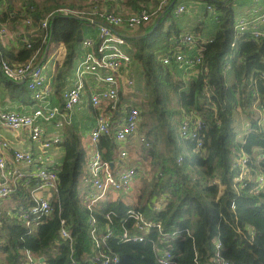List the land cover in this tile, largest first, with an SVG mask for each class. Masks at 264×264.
<instances>
[{
	"label": "trees",
	"instance_id": "trees-1",
	"mask_svg": "<svg viewBox=\"0 0 264 264\" xmlns=\"http://www.w3.org/2000/svg\"><path fill=\"white\" fill-rule=\"evenodd\" d=\"M87 1L81 6L71 0H24L14 8L11 0H0V27L12 26L22 18L24 23L31 21L30 25L25 23L27 29L33 28L36 33L28 37V45L23 40L18 49H4L0 45V58L10 65L37 64L48 46H63L65 54L56 60L55 79H58L62 76L61 70L70 66L78 55L82 39L99 41L97 34H86L83 25L89 22L85 18H99L92 11L94 5L98 12L102 7L98 1L97 4ZM204 1L216 14V31L202 48L196 78L184 82L175 78L173 64L162 63V58L173 51L170 36L178 39L181 33L173 15L170 16L171 2L157 23L140 24V30L145 32L143 36L137 38L132 34L125 38L122 46V50L131 54L136 66L142 68L140 77L144 83L141 89L150 107L148 116L157 117L162 127L166 121L164 140L170 146L166 151L156 152V142L152 145L149 142L147 153L154 171L145 179L148 182L141 188L133 208L146 220L159 222L164 232L181 230L170 246L173 264H218V259L227 264H264V123L245 113L248 122L239 141L235 142L240 130L235 128L233 121L235 109L246 104L247 99L255 98V93L264 98L261 77L264 37L250 38L248 33L237 35L233 29L235 0ZM158 2L102 0V5L107 8L122 5L133 12L144 9L151 12ZM59 8H67L83 17L56 14ZM166 15L170 16L171 25L164 30L162 23ZM45 18L48 21L43 28L40 22ZM1 29L6 33L4 27ZM5 84L18 96L26 95L24 86L17 89L13 84ZM175 106L178 108L174 109ZM258 107L264 109L261 104ZM174 115H180V120L183 115H189L190 120L201 122L199 148L193 138L182 137L178 132L174 134L180 126L174 119L170 122ZM189 127L192 128L191 121ZM159 136L155 131L153 140ZM80 138L71 128L65 127L61 143L63 159L55 170L57 190L52 193V209L31 233L7 213L9 208L30 205V189L20 186L3 201L0 233L6 239L2 248L7 256L6 264H23L27 261L25 251L43 258L47 264H86L91 253L90 213L77 193V180L85 156ZM116 148L118 145L111 136L99 138L97 149L103 159L113 160ZM242 155H246V159L238 161ZM161 198L164 199L158 208H153ZM129 208L118 199L93 212L99 231H113L108 245L119 255L118 264H158L152 248L153 241L159 237L154 228L142 242L120 240V232L135 223L133 218H127ZM61 228L70 234V242L61 237ZM218 242L220 252L219 257H215Z\"/></svg>",
	"mask_w": 264,
	"mask_h": 264
},
{
	"label": "built area",
	"instance_id": "built-area-1",
	"mask_svg": "<svg viewBox=\"0 0 264 264\" xmlns=\"http://www.w3.org/2000/svg\"><path fill=\"white\" fill-rule=\"evenodd\" d=\"M113 2L117 0H112ZM170 0H159L157 6L148 12L145 9L141 12H133L127 16L118 15L115 8H107L103 6L98 8L94 5L92 11L98 15V19L85 18L97 27L99 38L98 43H94L90 38H84L80 41V45L85 49L75 69L76 82L72 84L63 93V106L61 108L52 107L45 108L42 102L49 93V86L42 75V66L38 63L26 62L19 65H10L0 58V71L2 77L7 81L18 83L27 79L26 87L31 93V100L35 103V108L29 114L16 113L8 111H0V210L2 203L8 199L12 193H15L20 186H24L31 191L30 205L27 207L18 206L13 209L9 208L7 213L18 222L27 227V232L31 233L35 226H38L43 217L48 216L51 212L52 193L57 190V174L56 166L49 167L45 158L41 155H34L30 151L13 150L12 159L9 160L5 152L9 148L8 142L3 138L2 131H19L27 130L32 141H38L42 137V130L39 122L55 121L56 126L59 125L65 115H69L79 107L84 90L83 80L88 78L93 90L89 96V105L97 108L94 126L89 135V142L94 146V153L85 162V171L81 174L84 183L92 187L91 192L84 197L86 200L85 207L89 211L88 218L89 234L91 239V253L89 254L86 264H118L119 255L113 252L108 245V240L113 233L112 230L104 232L99 231L93 212L101 206L103 198L109 191H118L121 193L128 192L132 189L133 182L138 175L132 166L119 165L113 167V161H107L102 158L101 153L97 149V143L101 136H111L118 145L120 159L127 157V149L124 143L127 140L134 139L137 133L140 111L135 106H125L122 118L117 122H111L105 112L108 108L114 109L118 97L119 81L117 76L125 64L129 60V56L122 51L125 44L124 32H118L117 29L133 30L141 23L149 22L152 16L158 18ZM253 10L249 16H241L238 20H234L233 29L237 35L248 33L250 38L264 37V29L260 24L264 23V3L259 4L258 0H251ZM184 5H178L175 8V14H181L185 11ZM207 10L214 12L211 5H207ZM56 14L68 15L74 17L79 16L75 11L67 8H59ZM216 15V14H215ZM48 19L41 20L40 26L45 28ZM27 25L31 24L30 20H26ZM0 33H5L1 29ZM123 33V34H122ZM182 41L185 44H191L193 38L190 34H184ZM208 39L205 42H210ZM26 42V40H24ZM28 45V42H26ZM233 45V44H232ZM183 64L186 66L198 65L201 62V54L194 59L184 56L181 53L166 54L162 58L164 65L171 62ZM264 79V72L261 74ZM132 81L127 84L132 86ZM255 98L258 96L254 94ZM257 121L264 123V116H258ZM191 121L192 128L189 127ZM259 123L257 125H259ZM201 122L198 119L187 120L179 126V134L182 137L193 138L196 148L202 144L198 138V130ZM138 140L148 146L149 142L143 136ZM60 142L59 136L50 137L43 142L44 148H49L52 143ZM177 161H180L178 157ZM156 202L153 208H158L161 204ZM127 218H133L135 223L129 229L124 228L120 232V240L123 242H142L149 234L150 229L154 228L158 233V239L153 241L152 248L158 264H173V253L170 250L171 243L177 239L181 230L164 232L161 230L159 222L145 219L143 214L131 207L127 211ZM3 221L0 217V231ZM61 237L70 242V234L64 229L60 230ZM1 234V233H0ZM189 235V234H188ZM2 238L0 235V245ZM220 243L216 244L217 251L215 257H219L218 250ZM23 264H47L41 261V258L34 256L29 251H25ZM218 264H227L222 259H218Z\"/></svg>",
	"mask_w": 264,
	"mask_h": 264
},
{
	"label": "crops",
	"instance_id": "crops-1",
	"mask_svg": "<svg viewBox=\"0 0 264 264\" xmlns=\"http://www.w3.org/2000/svg\"><path fill=\"white\" fill-rule=\"evenodd\" d=\"M222 1H226V0H222ZM235 1H236L235 2L236 7L238 8L239 11L243 9H247V13L241 16H249L251 14L253 7H254L251 0H235ZM169 2H172V0H170ZM258 3L259 4L264 3V0H258ZM206 4L207 3L205 1L203 3L201 0H192L191 10H188V8L183 3H180L178 5H184L186 8L185 9L186 12L179 14V16L175 14V10H174L173 17L174 15L177 17H180L181 15H186V19L188 20L186 23L182 24L183 27L185 26V28L183 32L180 33L179 35L180 37L178 39H176V36L174 35L170 36V40H172L171 45H173L171 49L173 50L174 53H181L184 56L194 59L197 56H200L202 48L204 44L206 43L205 41L213 37V36L204 37L206 27L204 25L203 18L200 15V12L202 11V9L204 10L203 12L204 16L208 15L214 20L213 21L211 19L213 22H216L215 13L207 10ZM173 5H170V6H173ZM115 8H118V5H115ZM165 10L166 8L164 9V11ZM164 11L162 12V14L164 13ZM161 15L159 16V18L161 17ZM152 18H151L152 20H150L146 26L153 25L157 23V21L159 20V18H155V17H152ZM1 27H4L6 29V33L4 35L0 34V45L4 49H18L19 45L23 43V40H27L28 37L36 36V33L33 32L34 29L33 28L27 29V26L23 21L17 22L16 24H13L12 26L7 25V27L6 26H1ZM260 27L261 29H264V23L260 24ZM118 28H119L117 29L118 32H121V31L125 32L123 29H120V27ZM177 28L180 31L182 30L180 29L181 27H179V25L177 26ZM144 33L145 32L143 33L139 32V34H137V36H134V37L140 38L141 36L144 35ZM187 33L190 34L193 38V42L191 44H185L182 41V36ZM129 35L126 34V32L124 33L125 38L129 37ZM48 48L45 49V52L42 58L38 61L39 65H42L44 61L48 58L49 52L47 51L48 50L50 51L51 46L49 49ZM57 48H58V53L56 57H51V60H53V64H52L53 69L51 68L52 69L51 78L45 79L46 83L49 86V93L47 94L46 98L42 102H40L45 108H52V107L61 108L63 106V93L72 84L76 82L75 74L73 77H71L67 75V72L72 68V64L75 60H77V63H78L82 54L85 51V49L82 48L79 43V48H78V53H77L78 55L74 58L70 66L61 70L62 76L59 77L58 79H55V74L57 71L56 60L59 57L61 59L65 54V48L63 46H59ZM122 51L126 55L129 56V60L125 64L126 68L122 69L119 72V75L117 76L119 85H118V97L116 101V106L114 109L108 108V110L105 112L106 116L110 119L111 122L119 121L124 114L123 112H124L125 106L128 104H131L134 101L133 93L134 91H137V90L133 87V84L134 86H136V88L139 85H141V77H140L141 71L137 70L136 76L134 74L132 75L131 64H132V61L134 62L133 57L131 56L130 53H129L130 55L126 53L125 50H122ZM171 64H173V66L176 68L175 69L176 74L180 75L179 76L180 79H182L184 82H187L186 80L190 81L196 78V76L199 73L197 64L186 66L183 64L174 63V61H172ZM129 80L133 82L132 86L127 84ZM5 82L15 85L17 89L19 88V86H24L27 94L23 96H18L17 94L13 93V91H11V89L5 84ZM26 82H27V79L21 82H18V83L10 82V81H7L6 79L4 80L2 77L1 71H0V99L5 98L4 99L5 101L12 103L10 107L3 108L4 110L8 112L29 114L32 111V109L35 108L34 106L35 103L31 100L32 98L31 93L26 87ZM83 84H84V90H83L82 99L80 101L79 107L76 108L69 115H65V117L62 118L58 126H56V122L54 120L47 121V122L40 121L39 125L42 130V137L38 141H32L28 135L27 130L2 131L3 138L9 144V148L6 151H4L6 157L9 160H11L13 150L30 151L34 155L41 154L45 158V161L49 167L59 166L61 163L60 159H63V149H62L61 143L65 136L66 126L71 128L72 131L80 135L81 145L84 149V152H86V150H88L87 145L89 143V135H90V131L92 127L94 126L93 124L95 121L97 108L96 109L92 108L88 102L89 96L93 90L91 81L88 78H85L83 80ZM16 91L17 90H14V92ZM87 110H89L92 113V117L90 121L86 117V115H84V112ZM54 136H59L60 142L52 143L49 148H44L42 145L43 142L47 140L48 138L54 137ZM116 151H117V148H116ZM112 159H113L112 160L113 167L115 168H117L119 165L127 166V164H122V159H120L116 153ZM85 162L86 161H85V156H84V164ZM84 164H83L81 174L85 171ZM81 174L79 175V177L81 176ZM90 188L92 189V187L88 185L85 194L90 190ZM134 192H135V189L132 186V189L126 193L127 194L126 196H124L123 198L114 197L110 201L119 199L123 201L125 204H127L130 208L135 207L137 201H136V195L134 194ZM77 193H78V199L80 201L83 200V203L86 202V200L84 199L85 194L83 196L80 195L78 186H77ZM110 201L103 202L101 206H103L105 203L110 202ZM101 206H98V209ZM41 259L44 263H46L43 258Z\"/></svg>",
	"mask_w": 264,
	"mask_h": 264
},
{
	"label": "rangeland",
	"instance_id": "rangeland-1",
	"mask_svg": "<svg viewBox=\"0 0 264 264\" xmlns=\"http://www.w3.org/2000/svg\"><path fill=\"white\" fill-rule=\"evenodd\" d=\"M23 1L24 0H11L12 5H13L14 8H18L19 5L21 4V2H23ZM35 1L38 2L40 0H35ZM71 1L72 2L75 1V2H77L76 4H79L81 6L85 2V0H71ZM90 1H94L96 4H97V1H98V2H100V4H98V5L103 7L102 0H88L86 3L90 2ZM201 1L204 3V0H201ZM180 3H183L188 8V10H191L192 0H176L174 5L170 9V16L173 15L176 6L178 4H180ZM112 8H115V6L113 5ZM115 11H117L116 13L118 15H121V16H127V15L133 13V12H131V9H129V8L125 7V6H122V5H118V8H115ZM184 12H186V11H184ZM203 12H204V10L202 9V11L200 12V15L203 18V22H204V25L206 27L204 37H212L214 35L215 31H216V23L213 22L214 20L211 17H209L208 15L204 16ZM245 13H247V9H243V10L239 11L238 8L235 6V8H234V19H235V21L238 20L241 17V15H243ZM170 16L166 15V17L163 19L162 27H163L164 30L169 28L170 25H171ZM177 16H179V14ZM177 16L174 15L175 26L179 25V27H181L180 29H182L181 32H183L185 26L183 27L182 24L186 23L188 20L186 19V15H181L180 17H177ZM21 21H23L22 18H21ZM83 30L85 31L86 34H89L91 36H94L95 34L98 33L97 27L94 24L90 23V22H87L86 24L83 25ZM139 32L143 33L142 30H140V25L137 26L133 30H127L126 34H128V35L129 34L130 35L134 34L135 36H137V34H139ZM57 53H58V48L51 46L48 58L41 65L42 66V75L45 77V79H50L51 78V70L53 69L52 68L53 60H51V57H56ZM76 66H77V60H75L73 62L72 68L67 72V75L73 77L74 74H75ZM131 67H132L131 68L132 69V75L134 74L136 76L137 70L142 72L141 66H139V65L136 66V64L133 61H132ZM174 75H175V78H180L179 77L180 75L175 74V73H174ZM186 81H188V80H186ZM143 83H144V80L141 78V85H139L136 88V86H134V84H133V87L137 91H134V93H133L134 94V103H131L129 106H135L138 109L140 107L141 109L143 108V110L139 109L140 118H139V124H138L137 133L133 136L134 139L127 140L124 143V145H125V147L127 149V157L126 158H122V164H127L128 166H132L137 171L138 175L135 176L136 180L133 182V188L135 189L134 194L136 195V197L140 194V192L142 190L141 188L144 186V184H146V182H148L145 179L149 178L152 175L153 171H154L152 166H151L152 165L151 156L148 155V153H147L148 147L150 145H152L153 142H156L155 145H154V148H155L156 152L166 151L170 147L166 143V140H164V137L166 135L165 131L167 129V126H166V123H165L166 121L163 123L164 126L162 127L157 122L158 121L157 117L149 118V116H148L147 110H150V107L146 103L147 97H145V92L141 89L142 86H143ZM26 94H27V92H26ZM4 99L3 98L0 99V111H6L3 108H8L12 104L11 102L5 101ZM133 104H137V105H133ZM259 104L263 105V107H264V98L261 99L260 97L257 96L256 98L247 99L246 100V104L240 105V106H238L235 109L234 114H233L235 116V120H233V121H234L235 128L237 130H240L238 132L239 133V137L236 136L235 142L239 141L240 136L243 133V127L246 126V124L248 122V119L246 118L245 113L247 115L250 114V116H249L250 118L251 117L257 118L258 116H260V117L264 116V109L262 110V108H259L258 107ZM177 108H178V106L174 107V109H177ZM252 112H256V113L253 114ZM84 115H86V117L89 119V121L91 120L92 113L89 110L85 111ZM191 115H194V113H192ZM180 118H181L180 115L179 116L174 115L170 119V122H172L171 120L174 119L175 121H178L179 124L181 125L183 122H186L187 120H189L190 116L189 115H183L182 120H180ZM237 118H239V121H236ZM167 121H168V119H167ZM156 123H158L159 127H157ZM156 128H157V130H156ZM236 129H235V131H236ZM178 130L179 129H175V132H174L175 135L177 134V132L179 133ZM3 131H6V130H3ZM155 131H157L158 134L161 135V136L157 137L156 140H153V134H154ZM238 133L236 132L237 135H238ZM141 136H143L146 141L150 142V145L145 146L143 144V142H140L138 140V138L141 137ZM177 143H178V141H177ZM87 149L88 150H86V152H85V161H88L89 157L94 153V149L95 148L89 142L88 145H87ZM118 151H119V149H117V152H116L117 156L119 155ZM186 152H188V151H186ZM245 159H246V155H242V156H239L238 161H242V160H245ZM61 161H62V159H60V162ZM246 171L247 170L243 171L242 175L245 174ZM88 185L89 184L86 185V183H84V181L82 179V176H80L79 179H78V182H77V186H78L79 193H80L81 196H83L85 194ZM91 191H92V189L90 188V190L87 193H89ZM87 193L85 194V196L87 195ZM126 193L127 192L121 193V192H118V191H109L106 194V196L103 198V201H110L114 197L123 198L124 196L127 195ZM3 233L4 232H2V234ZM1 238H2V242H1V245H0V264H6L7 256L2 251V248H4V246H5L6 239H5V236H3V235H1Z\"/></svg>",
	"mask_w": 264,
	"mask_h": 264
},
{
	"label": "water",
	"instance_id": "water-1",
	"mask_svg": "<svg viewBox=\"0 0 264 264\" xmlns=\"http://www.w3.org/2000/svg\"><path fill=\"white\" fill-rule=\"evenodd\" d=\"M174 2H175V0H172V2H171V4L170 5H173L174 4ZM86 20V19H85ZM158 22V21H157ZM42 261V260H41Z\"/></svg>",
	"mask_w": 264,
	"mask_h": 264
}]
</instances>
